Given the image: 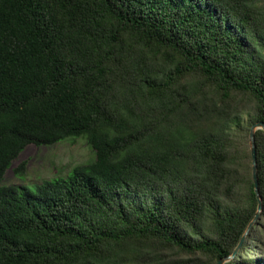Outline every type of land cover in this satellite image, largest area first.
<instances>
[{
	"label": "trees",
	"instance_id": "16d2710c",
	"mask_svg": "<svg viewBox=\"0 0 264 264\" xmlns=\"http://www.w3.org/2000/svg\"><path fill=\"white\" fill-rule=\"evenodd\" d=\"M257 121L264 0H0V264H217L256 211ZM79 136L93 160L3 183ZM255 144L262 210L224 264H264Z\"/></svg>",
	"mask_w": 264,
	"mask_h": 264
},
{
	"label": "rangeland",
	"instance_id": "374dc122",
	"mask_svg": "<svg viewBox=\"0 0 264 264\" xmlns=\"http://www.w3.org/2000/svg\"><path fill=\"white\" fill-rule=\"evenodd\" d=\"M93 158V150L83 136L67 138L50 146L29 144L12 161L3 183L32 186L54 177H64L73 166L91 161ZM21 165L22 175L19 176L15 169Z\"/></svg>",
	"mask_w": 264,
	"mask_h": 264
},
{
	"label": "water",
	"instance_id": "95a60500",
	"mask_svg": "<svg viewBox=\"0 0 264 264\" xmlns=\"http://www.w3.org/2000/svg\"><path fill=\"white\" fill-rule=\"evenodd\" d=\"M257 130H262L264 131V122L263 121H257L253 123L249 129V134H248V145L251 153V173H252V180H253V185H254V192L257 198V207L255 214L252 218V220L249 222L247 225L242 237L240 238L238 244L236 247L233 249V251L225 256L222 257L218 260L217 264H224L225 262L229 261L239 250L240 245L245 238L250 226L254 223V221L257 219V217L260 215V212L262 210V200L261 196L259 194V189H258V174H257V159H256V144H255V132Z\"/></svg>",
	"mask_w": 264,
	"mask_h": 264
}]
</instances>
